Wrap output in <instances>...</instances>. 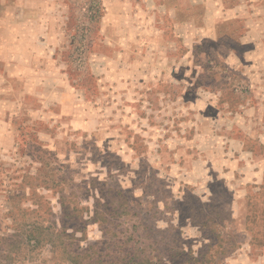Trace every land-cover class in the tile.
<instances>
[{"label": "rangeland", "instance_id": "obj_1", "mask_svg": "<svg viewBox=\"0 0 264 264\" xmlns=\"http://www.w3.org/2000/svg\"><path fill=\"white\" fill-rule=\"evenodd\" d=\"M193 2L0 0V264H264V41Z\"/></svg>", "mask_w": 264, "mask_h": 264}, {"label": "crops", "instance_id": "obj_2", "mask_svg": "<svg viewBox=\"0 0 264 264\" xmlns=\"http://www.w3.org/2000/svg\"><path fill=\"white\" fill-rule=\"evenodd\" d=\"M183 2L187 4V0ZM193 4L204 5L203 18L208 20L206 22L222 20L240 23L246 29L241 42L264 41V33L261 36V30H258L264 23V0H194Z\"/></svg>", "mask_w": 264, "mask_h": 264}]
</instances>
